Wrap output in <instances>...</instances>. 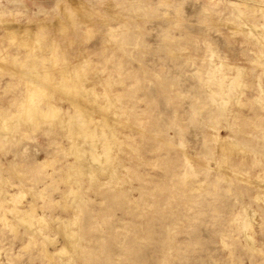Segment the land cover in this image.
Returning a JSON list of instances; mask_svg holds the SVG:
<instances>
[{"label":"rangeland","instance_id":"rangeland-1","mask_svg":"<svg viewBox=\"0 0 264 264\" xmlns=\"http://www.w3.org/2000/svg\"><path fill=\"white\" fill-rule=\"evenodd\" d=\"M58 1L0 0V264H264V0Z\"/></svg>","mask_w":264,"mask_h":264},{"label":"bare ground","instance_id":"bare-ground-1","mask_svg":"<svg viewBox=\"0 0 264 264\" xmlns=\"http://www.w3.org/2000/svg\"><path fill=\"white\" fill-rule=\"evenodd\" d=\"M59 1H60V0H59ZM59 1H58V2H59ZM69 1H70V0H69ZM130 1H131V0H130ZM133 1H134V0H133ZM135 1H136V0H135ZM261 1H262V0H261ZM70 3H71V2H70ZM72 3H73V4H72ZM72 3H71L70 5H71V6L73 5L72 8H73V10H74V7L76 8V6H75V4H74V0H73ZM79 3H80V2H79ZM81 3H82V2H81ZM82 4H83V3H82ZM231 4H234V3H231ZM77 5H78V4H77ZM83 5H84V4H83ZM85 5H86V4H85ZM243 5L245 6V4H243ZM56 6H57V5H56ZM56 6H55V7H56ZM71 6H70V7H71ZM107 6H108V5H107ZM233 6H234V5H233ZM247 6H248V5H247ZM59 7H60V9H61V8H62V5L59 4ZM77 7H78V6H77ZM82 8H84V7H82ZM54 9H55V8H54ZM76 9H77V8H76ZM76 9H75V10H76ZM250 9H251V8H250ZM91 10H92V9H91ZM76 11H77V10H76ZM261 13H262V12H261ZM3 22H4V21H3ZM10 24H11V23H10ZM8 25H9V24H8ZM8 25H7V27H8ZM5 26H6V25H5ZM11 26H12V25H11ZM15 26H17V25H15ZM15 26H12V29H13V30H15V29L18 30V29H20V27H15ZM24 27H25V26H24ZM24 27H23V28H24ZM250 28H251V27H250ZM262 28H263V27H262ZM17 30L15 31V33L19 31V30H18V31H17ZM259 34H260V33H259ZM261 35H262V34H261ZM39 40H40V39H39ZM36 42H37V41H36ZM38 42H39V41H38ZM37 45H38V44H37ZM49 56H50V55H49ZM82 61H83V60H82ZM80 63H82V62H80ZM83 64H85V63H83ZM83 64H82V65H83ZM86 64H87V63H86ZM76 65H77V64H76ZM76 67H77V66H76ZM236 68H237V67H236ZM83 70H84V69H83ZM30 73H31V72H30ZM238 73H240V70H238ZM230 82H231V81H230ZM77 85H78V84H77ZM79 85H80V84H79ZM34 88H35V87H33V89H34ZM83 89H84V88H83ZM36 91H37V90H36ZM40 93H41V92H40ZM223 101H224V100H223ZM34 104H35V103H34ZM50 106H51V105H50ZM79 110H80V109H79ZM50 111H51V110H50ZM69 116H70V115H69ZM71 116H72V115H71ZM10 118H11V117H4L2 124H3V123L6 124ZM87 119H89V118H87ZM1 121H2V120H1ZM68 121H69V119H68ZM70 122H71V121H70ZM3 127H4V126H3ZM3 127H2V128H3ZM67 194H68V193H67ZM64 196H65V195H64ZM74 196H75V195H74ZM76 196H77V195H76ZM76 204H79V203H76ZM244 211H245V210H244ZM247 211H248V209H247ZM251 212H252V211H251ZM245 214H246V213H245ZM245 214H244L243 216H245ZM74 215H75V214H74ZM246 215H248V222H246V223H247V224H246V227H247V226H249V224L251 225V223H252V222H251L252 214H251L250 211H249V212H247ZM24 216H25V215H24ZM27 217H28V216H27ZM245 217H246V216H245ZM24 218H25V217H24ZM24 218H22V220H23ZM62 220H63V219H62ZM67 220H68V219H67ZM67 220H66V221H67ZM70 220H72V218H71ZM75 220H76V219H75ZM73 221H74V219H73ZM73 221H72V222H73ZM64 222H65V221H64ZM64 222H63V223H64ZM69 223H70V222H69ZM73 223H76V222L74 221ZM71 239H72V238H71ZM64 248H65V247H64V245H63V249H64ZM58 250H59V249H58ZM58 250H57V252L59 253ZM61 250H62V249H60V251H61ZM62 251H63V250H62ZM62 251H61V252H62ZM65 251H66V250H65ZM67 251H68V250H67ZM67 251H66V252H67ZM63 252H64V251H63ZM64 253H65V252H64ZM65 254H67V253H65ZM58 255H60V253H59ZM63 255H64V254H63ZM60 256H61V255H60ZM68 256H69V255H68Z\"/></svg>","mask_w":264,"mask_h":264}]
</instances>
